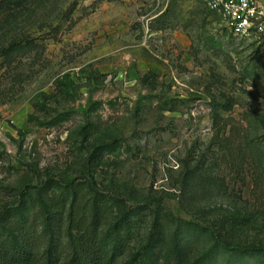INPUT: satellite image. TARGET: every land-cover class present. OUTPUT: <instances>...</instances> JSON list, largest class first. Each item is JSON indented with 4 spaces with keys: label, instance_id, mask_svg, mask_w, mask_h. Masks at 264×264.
<instances>
[{
    "label": "rangeland",
    "instance_id": "rangeland-1",
    "mask_svg": "<svg viewBox=\"0 0 264 264\" xmlns=\"http://www.w3.org/2000/svg\"><path fill=\"white\" fill-rule=\"evenodd\" d=\"M81 177L117 264H264L224 246L264 248V49L202 0H0V215Z\"/></svg>",
    "mask_w": 264,
    "mask_h": 264
},
{
    "label": "trees",
    "instance_id": "trees-1",
    "mask_svg": "<svg viewBox=\"0 0 264 264\" xmlns=\"http://www.w3.org/2000/svg\"><path fill=\"white\" fill-rule=\"evenodd\" d=\"M86 128L99 130L98 126ZM32 190L27 216L0 215V264H117L118 252L99 238L110 211L107 195L95 183L86 177L70 178L60 185L43 184ZM204 229L215 243L222 244L213 229ZM150 241L126 264H153L147 249ZM224 246L237 255L264 250L256 245Z\"/></svg>",
    "mask_w": 264,
    "mask_h": 264
},
{
    "label": "built area",
    "instance_id": "built-area-1",
    "mask_svg": "<svg viewBox=\"0 0 264 264\" xmlns=\"http://www.w3.org/2000/svg\"><path fill=\"white\" fill-rule=\"evenodd\" d=\"M171 1V0H166ZM230 32L264 49V0H202Z\"/></svg>",
    "mask_w": 264,
    "mask_h": 264
}]
</instances>
